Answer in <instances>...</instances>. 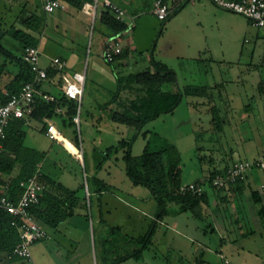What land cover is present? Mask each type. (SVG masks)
Instances as JSON below:
<instances>
[{
	"label": "rangeland",
	"instance_id": "1",
	"mask_svg": "<svg viewBox=\"0 0 264 264\" xmlns=\"http://www.w3.org/2000/svg\"><path fill=\"white\" fill-rule=\"evenodd\" d=\"M198 1L183 2L169 17L159 19L153 12L154 0H129L128 19L133 25L123 36L124 53L107 61L100 44L103 26L90 6L68 4L47 13L41 0H0V20L7 25L22 26L16 15L23 2L26 14L38 12L39 29L29 31L37 37L43 58L60 56L69 71L86 73L83 97L76 107L79 122L69 124L64 113L48 117L65 136L64 146L70 152L79 153L76 144L84 152V162L40 129L47 124L44 121L24 126V143L41 152L38 171L68 189L62 194L65 206L71 205L74 216L86 219L87 230H73L63 222L47 225L48 237L30 246L33 260L15 255L8 264H264V215L252 210L264 204V171L252 169L242 193H235L234 184L215 188L207 182L208 200L200 203L199 214L180 211V203L167 200V213L158 218L151 189L133 183L122 157L111 158L115 151L126 149L120 140L127 125L111 118L120 110L122 96L130 93H115L117 76L150 69L151 55L177 75L176 82L165 87L206 89L197 88V95L183 93L172 112L145 123L131 144L133 156L141 154L146 143L150 151L173 146L180 158L181 183L186 184L233 159H253L264 148V29L212 0ZM169 4L173 7V1ZM2 42L21 50L8 34ZM43 58V63L49 61ZM16 71L8 65L0 76L1 90ZM41 87L61 93L47 80ZM107 150L113 154L108 156ZM105 155L115 171L110 177L104 169L96 172L92 167ZM92 175L109 180L103 192H89ZM253 187L262 193V200L253 199ZM149 230L153 232L147 241ZM71 232L82 239L75 253L73 247L58 244L59 234Z\"/></svg>",
	"mask_w": 264,
	"mask_h": 264
},
{
	"label": "trees",
	"instance_id": "2",
	"mask_svg": "<svg viewBox=\"0 0 264 264\" xmlns=\"http://www.w3.org/2000/svg\"><path fill=\"white\" fill-rule=\"evenodd\" d=\"M86 1L91 3L90 0ZM26 4L25 2L22 3L21 12L16 15V19L22 26H16L12 22L7 25L6 20H0V55L3 59L0 61V76L8 65H13L17 69L16 73L5 84V91L12 93L19 91L23 83L33 78V73L29 64L24 60L21 50L26 45H37V37L29 30L36 31L39 29L41 17L37 11H31L26 14ZM69 4L79 6L82 3L80 1H72ZM99 21L103 26L102 33L105 38V44L111 39L119 40L120 35L127 29L125 21L117 19L115 14L108 8L102 9ZM6 34L20 43V51L12 49L2 42V37ZM123 53L124 49L122 48V51L114 59L119 58ZM151 65L152 69L129 72L117 76L118 88L115 93H118L119 90H128L130 92L128 93L129 95L122 96L119 101L118 107L120 110H115L111 115L113 120L124 122L127 125L126 136L120 140L121 146H126L122 156L126 163V174L134 184L145 185L151 189L158 203L156 212L158 218H162L167 213V200L180 203V211L190 209L193 214H199L197 208L201 202L208 200L207 193L205 190L201 194L182 193L179 191V187L182 184L180 180V158L173 146L166 145L159 150L150 151L148 143H146L141 154L133 156L131 153V144L140 134L145 123L162 113L172 112L180 103L183 93L197 95L200 94L197 88H204L203 86L186 85L183 90H171L165 86L176 82L177 75L175 71L155 60L152 55ZM53 73L54 70L49 69V74L52 75ZM5 91L0 89V102H5L7 99ZM56 95L59 103L64 108L63 112L58 113L55 111V103L37 99L30 117L45 122L43 120L44 117L55 118L62 116L61 114L64 113L66 118L69 119V124L75 123L73 118L77 112V102L67 99L62 92ZM114 98L113 100H115ZM62 122L64 123V119ZM24 124L25 120L23 118L11 120L6 129V137L3 141L4 151L0 157V184L3 189L6 187L5 191L13 199H18L20 196V181L36 172L37 165L41 159L39 150L24 143ZM41 130L46 131L47 124L42 125ZM164 153L167 154L166 157ZM17 164L20 167L19 173L16 176H11ZM216 172L221 171L214 170L210 174L212 175ZM248 176H246V179ZM39 178L47 183L48 187L41 193L39 202L31 207V211L45 227L47 225L56 227L61 221L74 213L71 205L67 209L64 203L66 199L62 196L63 191L66 192L68 189L66 190L60 183L42 173H40ZM246 179L238 180L234 185L240 188V183ZM93 184L99 185L97 186L99 191L106 185V183L95 176H93ZM252 197L256 201L260 200L257 190H252ZM258 212L260 215H264V204H261ZM11 219L12 216L8 212H0V254H4L8 262L10 258L15 256L9 254L20 239L17 228L11 224ZM152 232V230H149L145 235L147 241ZM137 252H141V248Z\"/></svg>",
	"mask_w": 264,
	"mask_h": 264
},
{
	"label": "built area",
	"instance_id": "3",
	"mask_svg": "<svg viewBox=\"0 0 264 264\" xmlns=\"http://www.w3.org/2000/svg\"><path fill=\"white\" fill-rule=\"evenodd\" d=\"M72 1H80L82 4L91 5L93 17L100 15L99 5L112 11L116 18L124 21L126 10L112 0H41L42 9L53 12L56 8H65ZM170 0H154L153 12L159 19H166L172 11L181 3L190 0H171L173 7L169 4ZM217 6L245 15L253 25L264 29V0H212ZM121 42L116 39L109 40L104 46V57L107 61H113L115 56L122 51ZM24 60L29 64L33 73V78L26 81L17 92L5 91L7 99L0 102V157L4 151V139L6 129L14 118H23L28 123L31 113L35 107L37 99L55 103V111L60 113L63 106L59 103L57 95L44 90L41 85L47 80L53 85L60 87L62 94L67 99H72L80 105L86 80L85 70L69 71L67 62L60 56L48 57L47 64L42 62V52L38 45H26L21 50ZM49 69L54 70L52 75ZM47 123L46 133L56 141L64 144L58 134H61L53 122L44 118ZM74 121L79 122V116H74ZM258 168L264 171V148L260 149L259 154L253 159H242L235 161L225 168L224 171L204 176L192 180L186 184H181L179 191L182 193L192 192L201 194L204 191V184L209 182L217 188L235 184L238 180L246 179L252 169ZM40 173L36 171L33 175L22 179L19 183L21 193L18 199H13L5 189L0 188V212L6 211L11 216V224L14 225L19 233V241L13 247L9 255H16L32 261L30 246L43 238L48 237L47 228L40 223L31 211V207L39 202L41 193L47 189L48 185L39 178Z\"/></svg>",
	"mask_w": 264,
	"mask_h": 264
},
{
	"label": "crops",
	"instance_id": "4",
	"mask_svg": "<svg viewBox=\"0 0 264 264\" xmlns=\"http://www.w3.org/2000/svg\"><path fill=\"white\" fill-rule=\"evenodd\" d=\"M113 2H115V3H117L118 5H120L121 7H123L125 10H126V16H125V23L127 24V29L125 30V31H123V33L120 35V37L118 38L119 39V41L121 42V45H122V41H123V36L126 34V32H127V30H128V26L129 25H133L132 24V22L130 21V19H128V18H130L129 17V10H128V8H127V4H130V2H129V0H112ZM192 2L194 1V0H191ZM199 3H202V0H199L198 1ZM206 4H207V2H206ZM80 5H83V6H90L91 7V5H86V4H80ZM79 5V6H80ZM73 6H78V5H73ZM102 9H103V7L101 6L100 7V9H99V11L101 12L102 11ZM99 12V13H100ZM98 19H99V16L97 17ZM102 32V31H101ZM130 41H132V40H130ZM100 44H101V46L103 47V49H104V44H105V38L104 37H101V39H100ZM46 60L47 61V57H45V58H43V60ZM43 63V62H42ZM48 62H45V63H43V64H47ZM150 69H152V67L150 68ZM139 71H141V70H139ZM135 72V71H134ZM129 73V72H128ZM125 74H127V73H125ZM6 90V89H5ZM5 90H3V91H5ZM44 118H48V117H44ZM43 120H45V119H43ZM113 120V119H112ZM34 121H39L40 123L42 122V121H40V120H37L36 118H30L29 119V121H28V123H25L24 125H23V129H24V126L26 125V124H28V125H32V122H34ZM46 122V121H45ZM41 129V128H40ZM25 130V129H24ZM46 132V131H45ZM47 134V133H46ZM62 134V133H61ZM26 130H25V137H26ZM64 136V135H63ZM125 136H126V134H125ZM65 137V136H64ZM52 139V138H51ZM68 139V138H67ZM54 140V139H53ZM63 146H64V144L63 143H61ZM78 149H79V153H73V152H70L65 146V148L70 152V154L76 159V160H78V161H80V162H82L83 160H84V152L82 153V150L78 147V145L76 144L75 145ZM33 148H35V147H33ZM35 149H37V148H35ZM108 149V148H107ZM260 149H261V147H260ZM109 153H108V156H111V154H113V153H111L109 150H107ZM123 152H124V148L122 149L121 148V152L120 153H118L117 151H115V153L116 154H113L112 156H111V158L113 157V158H115V160L116 161H118V158L119 157H122L123 156ZM105 154H106V152H105ZM107 155H105V157L100 161H97V163H93V165H92V167H93V171H96V170H101V169H104V171H105V173H106V176H111L115 171L112 169V164H108V161L106 160V158L108 157ZM234 161H237V160H235V159H233L232 161H231V163L232 162H234ZM84 162V161H83ZM231 163H229V164H225V165H223V166H221L220 168H218V167H216V168H214V170H219V171H222V170H224L225 169V167H227V166H229ZM19 164H17L15 167H14V169H13V171H12V173H11V176H16L18 173H19ZM36 171H38V169L36 170ZM213 171V170H212ZM97 172V171H96ZM39 173H40V171H39ZM93 174H95V173H93ZM250 174H251V172H250ZM249 174V176H248V178L244 181V182H242V183H240V188L239 187H237V186H235L234 185V189H236L237 191L235 192V193H237V192H239V193H242V191H243V189H244V185H245V182L249 179V178H252V176ZM92 176H96V175H92ZM113 176V175H112ZM105 183L107 182L108 184H109V180L108 181H104ZM106 183V184H107ZM97 186H99V185H97ZM95 184H93V188H91V190H89V192H91V193H97V192H103V190L104 189H102V190H98V187H97ZM229 187V186H228ZM228 187H226V188H228ZM0 188L1 189H3V187H2V185L0 184ZM101 188V187H100ZM231 190H232V188H230ZM263 189H264V187H263ZM252 190H257L258 191V196H259V198H260V200H262V193H264V191L261 193L258 189H256V188H254L253 187V189ZM224 191V190H223ZM234 195V194H233ZM252 210L254 211L253 213H255L256 215L258 214V215H260L259 214V212H258V210H259V207H254V208H252ZM75 214H73V215H71L70 217H68V218H66L65 220H63V221H61V222H63V223H65L68 227H72L73 228V230L74 229H79V230H87V221H86V219H84V218H81L80 216H74ZM60 222V223H61ZM59 223V224H60ZM85 235V234H84ZM81 236H82V234H81ZM80 237V236H79ZM79 237H77L76 236V234L74 235V233H69V234H67V233H65V234H62V235H58V244H60V245H63V246H68V247H70V248H72L73 247V249H74V253L77 251V249H78V247L80 246V243L82 242V239H80ZM84 237V236H83ZM60 240V241H59ZM84 241H85V244L86 243H88V239H87V235H86V239H84ZM59 245V246H60ZM58 246V247H59ZM88 248H89V246L88 245H86ZM59 252H60V250H58ZM57 251V254H59V252ZM89 251V250H88ZM87 254H88V252H87ZM88 256V255H87ZM0 264H8V260L5 258V256H4V254H0Z\"/></svg>",
	"mask_w": 264,
	"mask_h": 264
},
{
	"label": "bare ground",
	"instance_id": "5",
	"mask_svg": "<svg viewBox=\"0 0 264 264\" xmlns=\"http://www.w3.org/2000/svg\"><path fill=\"white\" fill-rule=\"evenodd\" d=\"M57 135H58V137H59L61 140H63V142H65V138H64V136H63L62 134H58V133H57Z\"/></svg>",
	"mask_w": 264,
	"mask_h": 264
}]
</instances>
